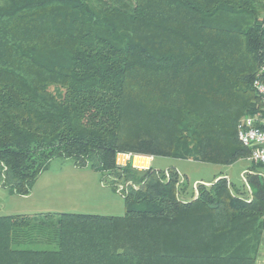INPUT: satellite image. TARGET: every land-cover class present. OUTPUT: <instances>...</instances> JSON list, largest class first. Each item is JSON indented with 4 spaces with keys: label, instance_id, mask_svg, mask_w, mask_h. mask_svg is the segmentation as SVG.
<instances>
[{
    "label": "trees",
    "instance_id": "trees-1",
    "mask_svg": "<svg viewBox=\"0 0 264 264\" xmlns=\"http://www.w3.org/2000/svg\"><path fill=\"white\" fill-rule=\"evenodd\" d=\"M263 65L264 0H0L1 185L29 195L70 158L125 201L123 215H0V264H255L264 165L249 191L220 175L185 199L176 168L117 158L249 157L238 122L264 116Z\"/></svg>",
    "mask_w": 264,
    "mask_h": 264
},
{
    "label": "rangeland",
    "instance_id": "rangeland-1",
    "mask_svg": "<svg viewBox=\"0 0 264 264\" xmlns=\"http://www.w3.org/2000/svg\"><path fill=\"white\" fill-rule=\"evenodd\" d=\"M117 161L121 165L133 161L138 165L147 162L142 159H129L122 155H118ZM148 164L149 167L165 170L167 174L169 171L167 168L176 167L182 174H180L181 179L187 176L188 190L181 195L185 199H189L197 192L198 183L210 182L208 184L210 186L216 177L223 174H228L236 186L249 191L244 179L245 172L256 165L248 157L231 165H221L166 156L153 157ZM258 170L264 174V167H259ZM114 181L116 180L110 175H106L103 180L102 174L90 167L76 166L73 159L56 158L50 168L38 177L29 195H7L0 188V215L62 212L123 215L125 213L123 196L108 186V183ZM126 186V183L120 182L118 190Z\"/></svg>",
    "mask_w": 264,
    "mask_h": 264
},
{
    "label": "built area",
    "instance_id": "built-area-1",
    "mask_svg": "<svg viewBox=\"0 0 264 264\" xmlns=\"http://www.w3.org/2000/svg\"><path fill=\"white\" fill-rule=\"evenodd\" d=\"M253 87L264 101V65L260 68ZM238 138L250 149L248 159L255 164L264 165V116L260 114L244 116L238 125ZM127 155L131 157V154ZM248 172L249 170L245 173ZM244 179L246 180L245 177Z\"/></svg>",
    "mask_w": 264,
    "mask_h": 264
},
{
    "label": "crops",
    "instance_id": "crops-1",
    "mask_svg": "<svg viewBox=\"0 0 264 264\" xmlns=\"http://www.w3.org/2000/svg\"><path fill=\"white\" fill-rule=\"evenodd\" d=\"M120 155L125 156L126 158H129L130 159V157H128L127 154H120ZM132 159L133 160L134 159H142V161H145L146 160L147 162H144L143 164H140V165H138L137 163H135L133 161V165L136 166V167H139V168H148L149 167V164H148L149 163V160L153 159V157L134 156ZM169 168H171V167H169ZM169 168H167V169H169ZM173 168H176V167H173ZM223 176H226L229 179V181H231V179H230V177H229L228 174H223ZM263 176H264V174H263ZM231 182H233V181H231ZM204 183L209 184L210 182H204ZM0 188H2L7 193V195H10L8 193L7 189L4 188L2 185H0ZM195 195H197V192L195 193ZM255 264H264V232H263L262 237H261V243H260L259 251H258V254H257V260H256V263Z\"/></svg>",
    "mask_w": 264,
    "mask_h": 264
}]
</instances>
